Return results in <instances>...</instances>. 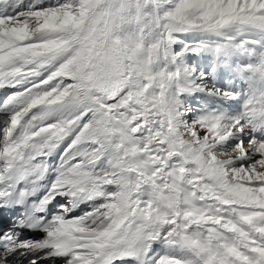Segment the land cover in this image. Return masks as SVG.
Segmentation results:
<instances>
[{
  "label": "snow or ice",
  "instance_id": "obj_1",
  "mask_svg": "<svg viewBox=\"0 0 264 264\" xmlns=\"http://www.w3.org/2000/svg\"><path fill=\"white\" fill-rule=\"evenodd\" d=\"M264 264V0H0V264Z\"/></svg>",
  "mask_w": 264,
  "mask_h": 264
},
{
  "label": "rangeland",
  "instance_id": "obj_2",
  "mask_svg": "<svg viewBox=\"0 0 264 264\" xmlns=\"http://www.w3.org/2000/svg\"><path fill=\"white\" fill-rule=\"evenodd\" d=\"M49 264H51V262ZM57 264H59V262H57Z\"/></svg>",
  "mask_w": 264,
  "mask_h": 264
}]
</instances>
